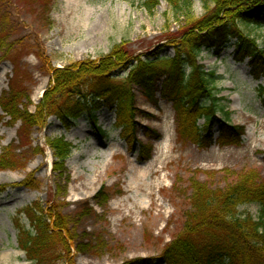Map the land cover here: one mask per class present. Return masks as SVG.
<instances>
[{
    "label": "rangeland",
    "instance_id": "374dc122",
    "mask_svg": "<svg viewBox=\"0 0 264 264\" xmlns=\"http://www.w3.org/2000/svg\"><path fill=\"white\" fill-rule=\"evenodd\" d=\"M17 1L0 0V36L8 45L7 55V47L0 50V95L15 87L29 97L31 112L49 86L47 69L97 60L121 42L132 56L147 59L158 52L160 57H173L167 36L176 34L186 20L184 11H175L165 0L151 9L145 6L147 0H51L44 17L35 15L39 4L29 14ZM190 13L195 18L204 14L202 0H192ZM240 29L264 46L263 27L240 25ZM234 43L231 40L219 54L203 50L198 59L206 72H215L216 96L223 109L218 116L244 129L234 145L216 143L217 127L209 147L181 141L171 103L152 104L139 87L133 91L138 109L135 134L153 147L148 161H140L138 146L121 138L114 113L105 107L95 113L104 137L92 129L86 114L69 129L49 118L46 127L31 130L30 140L23 138L19 124L0 120V154L8 146L19 148L14 153L20 163L16 169L0 170V188L6 187L0 192V264H30L17 244L16 220L20 211L37 201L44 207L55 205L74 229L75 264L151 259L164 264L160 254L182 229L190 209V179L212 189L234 183L249 171L264 180V102L258 89L264 78L251 77L248 60L234 61ZM125 71L114 75L122 79ZM22 99V104L28 103ZM55 138L74 147L61 172L53 171L54 158L46 146ZM39 148L42 152L35 150ZM101 187L108 197L104 202L99 198ZM260 210L256 204L238 208L253 217ZM22 225L28 226L24 217Z\"/></svg>",
    "mask_w": 264,
    "mask_h": 264
},
{
    "label": "trees",
    "instance_id": "16d2710c",
    "mask_svg": "<svg viewBox=\"0 0 264 264\" xmlns=\"http://www.w3.org/2000/svg\"><path fill=\"white\" fill-rule=\"evenodd\" d=\"M50 1L18 0L16 4H22L29 14H34L33 7L39 4L35 15L44 17ZM160 1L147 0L145 6L151 9ZM165 1L175 11L186 13L184 26L176 34L167 36L174 50L173 57H160L158 52L150 53L147 59L132 56L121 42L97 60L76 62L62 69L49 68L50 83L35 110H29V97L10 86L0 95V120L8 119L13 126L19 124L23 138L30 140L31 130L43 129L51 117L69 129L86 114L93 129L103 137L105 133L96 126L95 113L105 107L114 111L121 138L130 146L137 142L139 160L146 161L153 147L138 142L135 136L138 109L133 91L139 87L141 95L150 103L157 104L159 93L161 99L172 104L176 134L181 141L198 148L209 147L213 141L212 130L217 127L219 146L237 144L244 129L218 117L223 109L219 107L222 99L216 96L215 72H206L198 59L203 50L221 53L235 39V62L248 59L251 76L256 80L264 77V46L260 47L240 29V25L264 28V0H202L204 14L199 18L190 13L192 0ZM3 37L0 36V50L7 47V55L8 45ZM122 69L127 71L119 79L114 73ZM259 93L264 102V86L259 87ZM22 98L28 103L22 104ZM225 115L228 117V113ZM199 121L203 124L199 125ZM147 133L155 136L153 131L147 130ZM46 146L54 158L53 171L61 172L73 145L63 138H55L47 140ZM18 150L5 148L0 154V170L18 168V155L14 153ZM189 182L190 209L184 214L182 229L164 246L160 254L163 263L264 264V180L259 181L258 174L249 171L223 188L212 189L195 178ZM23 185L31 186L30 183ZM5 188L1 187L0 192ZM103 192L101 187L102 202L108 199ZM248 204L261 207L257 217L239 213L238 208ZM23 217L27 227L22 225ZM16 230L19 250L30 264H75L72 255L77 238L75 231L55 205L44 207L37 201L25 207L17 215ZM126 264H154V260Z\"/></svg>",
    "mask_w": 264,
    "mask_h": 264
}]
</instances>
